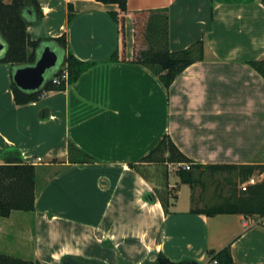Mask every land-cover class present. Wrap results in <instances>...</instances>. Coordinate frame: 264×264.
I'll return each instance as SVG.
<instances>
[{
	"label": "crops",
	"instance_id": "0c3cea01",
	"mask_svg": "<svg viewBox=\"0 0 264 264\" xmlns=\"http://www.w3.org/2000/svg\"><path fill=\"white\" fill-rule=\"evenodd\" d=\"M38 1L44 18L29 27L32 40H67L66 48L44 42L38 56L50 45L95 66L65 91L19 106L13 70L0 63V163L36 161L38 181L32 217L4 218L0 239L32 244L33 260H24L42 264H64L67 256L145 264L159 254L205 264L210 251L226 247L234 264H264V217L194 213L224 203L239 182L235 173L195 169L201 183L191 187L177 172L142 162L170 135L191 165H264V78L249 64L264 60L263 0H128L124 33L110 15L116 4ZM159 9L169 10L171 51L198 41L205 47L204 60L169 89L131 62L135 20ZM117 51L120 61L113 62ZM71 143L92 161L71 164ZM172 176L179 177L175 185ZM167 192L177 199L167 201L166 211ZM6 222L18 231L5 230Z\"/></svg>",
	"mask_w": 264,
	"mask_h": 264
},
{
	"label": "trees",
	"instance_id": "16d2710c",
	"mask_svg": "<svg viewBox=\"0 0 264 264\" xmlns=\"http://www.w3.org/2000/svg\"><path fill=\"white\" fill-rule=\"evenodd\" d=\"M104 4L118 5V11L111 12L112 18L120 23L121 32L124 33V19L128 13V0H96ZM264 2V0H263ZM69 20L73 18L74 7L70 2ZM144 14V15H143ZM149 15V16H148ZM44 18V12L38 0H0V36L6 42L8 48L6 54L0 58V63L10 65L13 70L12 77L17 67L31 66L37 62L38 51L44 42H55L63 48L67 47L65 36L51 38L44 37L32 40L28 29L31 25L40 22ZM136 26V50L132 63L148 68L169 89L174 81L192 64L203 61L205 47L203 41H198L192 46L180 50L171 51L170 38V14L168 9L148 11L141 14L135 20ZM124 35V34H123ZM111 61L118 62L117 51ZM264 78V60L249 62ZM95 66L94 62L82 61L72 53L65 57L61 69L48 80L42 89L28 92L19 88L12 82L14 98L19 106H25L39 101L45 93L62 92L76 83L80 77ZM68 73V79H63L64 71ZM58 79V83L54 80ZM92 161L91 157L78 149L72 143L69 145V162L71 164H85ZM144 164H158L167 167L172 163H191V160L176 146L170 135H166L160 144L142 160ZM139 170V165H130ZM206 168L213 170H228L229 177L235 173L240 183L250 180L255 174L264 173V165H225L208 166L192 165L188 171L179 170L177 174L182 184L191 187L199 185L201 181L195 178L194 170ZM232 185L231 178H227ZM37 165L23 161L15 164L0 163V217L8 219L14 212L34 213L37 191ZM238 181L231 188V196L219 205L206 206L203 210H194V213H202L207 216L220 214H242L249 217H264V180L238 193ZM177 190V189H175ZM167 192V200L162 197V204L167 211V201L170 198L177 199V195L170 197ZM209 261L205 264H234L230 247L220 252L210 251ZM64 264H100L82 257L67 256ZM0 264H42L40 261H28L7 254H0ZM120 264H128L121 261ZM145 264H202L190 260L175 262L163 254H159L153 263Z\"/></svg>",
	"mask_w": 264,
	"mask_h": 264
},
{
	"label": "water",
	"instance_id": "95a60500",
	"mask_svg": "<svg viewBox=\"0 0 264 264\" xmlns=\"http://www.w3.org/2000/svg\"><path fill=\"white\" fill-rule=\"evenodd\" d=\"M7 48L6 42L0 36V58L6 54ZM58 58L57 52L50 45L45 46L34 65L16 68L13 76L14 82L19 88L28 92L42 89L46 83V73L57 66ZM8 164L15 163L9 160Z\"/></svg>",
	"mask_w": 264,
	"mask_h": 264
},
{
	"label": "rangeland",
	"instance_id": "374dc122",
	"mask_svg": "<svg viewBox=\"0 0 264 264\" xmlns=\"http://www.w3.org/2000/svg\"><path fill=\"white\" fill-rule=\"evenodd\" d=\"M55 51L57 52L58 57H59L58 64L54 69L46 73V82L50 80L54 76V74L61 69L63 62L65 60V55L60 49L56 48ZM170 180H171V183L175 185L176 182H179V177L172 176ZM260 180H264V177H256V181H260ZM242 185L243 183L239 184V188H238L239 191H241ZM181 187L184 193L190 191L189 187L186 185H182ZM18 213H21L20 215H26L27 217L29 216L32 217V215L29 213H24V212H18ZM2 220H4V218L0 217V221ZM1 225L5 230L10 231V233H13V232L16 233L18 231L17 229H15L16 223L12 222V224H10V222H6V223H2ZM19 227L21 228L22 225H19ZM32 246H33L32 244L31 246L24 245L22 241L20 242V239L18 240L8 239L5 241H2V239H0V254H7V255H11L17 258H21V259L33 260L34 257H33V249H32L33 247Z\"/></svg>",
	"mask_w": 264,
	"mask_h": 264
},
{
	"label": "built area",
	"instance_id": "2783aa9c",
	"mask_svg": "<svg viewBox=\"0 0 264 264\" xmlns=\"http://www.w3.org/2000/svg\"><path fill=\"white\" fill-rule=\"evenodd\" d=\"M63 79L67 80L68 79V73L67 71L65 70L64 73H63ZM55 83H58V79H55L54 80ZM38 161L40 162L41 159L39 158ZM36 161H32L30 163H35ZM191 164L190 163H172V164H169V171L170 172H177L179 170H185V171H188L191 169ZM257 181L256 179H251L248 183H245L243 186H242V190L243 191H246L247 188L250 186V185H254L256 184ZM217 262H215L216 264Z\"/></svg>",
	"mask_w": 264,
	"mask_h": 264
}]
</instances>
